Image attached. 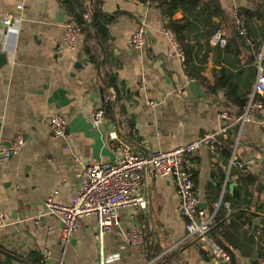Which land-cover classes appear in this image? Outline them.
I'll return each instance as SVG.
<instances>
[{
  "label": "crops",
  "instance_id": "crops-1",
  "mask_svg": "<svg viewBox=\"0 0 264 264\" xmlns=\"http://www.w3.org/2000/svg\"><path fill=\"white\" fill-rule=\"evenodd\" d=\"M215 3L219 30L232 49L212 45L210 38L208 44L192 40L191 64L200 79L185 72L183 50L182 59L152 1L102 0L103 11L118 15L89 60L83 34L74 48L64 45L69 20L59 0H0V54L5 55L0 66V146L18 133L23 137L21 150L0 164V264H96L102 256L104 264H218L187 236V220L170 177L147 174L139 190L146 208L120 209L117 223L101 242L95 239L94 215L84 217L64 241L59 215L46 213L45 201L52 196L56 203L70 204L85 181V167L113 161L116 151L108 138L113 130L118 143L149 154L232 126L238 129L229 156L201 145L183 162L200 207L213 214L210 237L230 252L231 264H255L264 256V107L240 127L236 118L242 112L229 101L227 90L211 89L212 68L221 66L235 82L242 79L253 87L255 59L264 43V3ZM242 8L258 12L246 20L248 37L236 21ZM8 12L13 22L6 26L1 18ZM140 24L146 44L135 49L131 40ZM99 106L108 108L110 116L95 129L91 117ZM54 114L65 118L63 138L49 130ZM239 173L249 178L240 180ZM133 226L144 229L142 250L123 239Z\"/></svg>",
  "mask_w": 264,
  "mask_h": 264
},
{
  "label": "built area",
  "instance_id": "built-area-1",
  "mask_svg": "<svg viewBox=\"0 0 264 264\" xmlns=\"http://www.w3.org/2000/svg\"><path fill=\"white\" fill-rule=\"evenodd\" d=\"M21 8L20 5L17 6ZM236 21L239 24L238 18ZM1 22L9 26L13 22L12 14L5 13ZM240 32L244 34V29ZM167 33L178 46L175 34L170 30ZM80 31L73 21L65 24L63 31V43L69 48L77 44ZM132 46L141 49L146 44L145 29L139 25L132 36ZM212 45L225 46L226 36L220 30L215 31L211 37ZM180 49V47H179ZM180 56L183 53L180 49ZM256 79L251 92L247 95V103L242 113L236 118L238 126L251 120L261 109L262 103L257 96L264 94V43L255 59ZM145 80V76H141ZM153 103V102H149ZM226 117V115H222ZM106 121L104 107L94 109L91 117L93 128H100ZM49 130L55 138H63L66 130L65 118L60 114H54L49 122ZM218 132L206 133L199 139L188 144L177 146L167 151H154L142 154L133 151L130 147L118 143V134L115 130L108 133L112 141L116 156L113 161L96 162L85 167L86 178L81 188L72 196L70 204L56 203L52 196L45 201V212L59 215L61 221V237L68 241L81 226V220L89 215H94L98 221V230L95 239L102 241L104 232L108 231L117 223L118 211L122 208L144 209L147 206L146 199L139 194L142 181L147 174L170 177L176 186L179 197L181 214L187 220V236L195 238L200 246L218 264H231L230 252L210 237V230L214 224L213 214H207L199 206L195 184L191 173L184 164V157L192 154L201 145L207 146L212 152L221 146ZM23 137L16 134L7 145L0 146V164L5 163L12 155L21 150ZM229 208V204H224ZM4 225V219L0 215V227ZM123 239L137 250H142L144 245V229L141 226H133L123 232ZM67 264V263H61ZM96 264H104V257ZM255 264H264V256L256 260Z\"/></svg>",
  "mask_w": 264,
  "mask_h": 264
},
{
  "label": "trees",
  "instance_id": "trees-1",
  "mask_svg": "<svg viewBox=\"0 0 264 264\" xmlns=\"http://www.w3.org/2000/svg\"><path fill=\"white\" fill-rule=\"evenodd\" d=\"M141 2L152 1L161 15L165 18V28L175 34L176 40L184 53L185 72L190 75L200 78L199 69L192 65L193 60L190 48L192 40L201 41L210 38L211 35L220 29L221 20L219 17L218 7L215 0H138ZM264 3V0H252ZM60 4L68 15V20L73 21L79 28L85 40L94 43L93 46L85 44V52L89 55V60L93 56L90 52L93 50L96 53V47L99 43H103L108 37L109 25L116 19L118 12H105L102 10V0H59ZM177 12L181 13L180 18H175ZM258 12L251 8H242L237 10L236 16L239 21V26L245 29L243 34L248 37L247 19L257 15ZM224 48L231 50L232 45L227 41ZM98 49V48H97ZM241 74V72H240ZM214 84L211 85L212 90L226 89V94L229 101L237 105L240 113L243 111L247 103V95L252 90V85L249 82L240 83L232 79V73L224 66L220 68H212ZM241 78V77H240ZM203 81V80H202ZM204 82V81H203ZM103 89V95H105ZM257 99L264 107V94L257 96ZM105 114L110 116V110L105 108ZM237 126H232L220 135L221 146L220 151L225 152L226 156L230 154V147L233 144L234 136L237 131ZM224 134L229 137H222ZM218 149V150H219ZM240 174V173H239ZM240 180L249 178V174L242 173L239 175ZM217 200V194L212 196V201Z\"/></svg>",
  "mask_w": 264,
  "mask_h": 264
},
{
  "label": "water",
  "instance_id": "water-1",
  "mask_svg": "<svg viewBox=\"0 0 264 264\" xmlns=\"http://www.w3.org/2000/svg\"><path fill=\"white\" fill-rule=\"evenodd\" d=\"M208 41H209V40L206 39V40H205V43L208 44V43H209ZM4 61H5V55H4V54H0V66L3 65ZM199 206H200V205H199Z\"/></svg>",
  "mask_w": 264,
  "mask_h": 264
}]
</instances>
